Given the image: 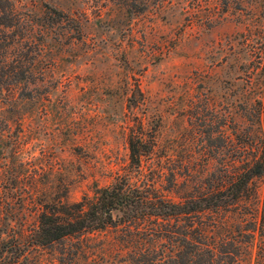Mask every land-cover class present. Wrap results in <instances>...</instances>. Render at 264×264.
Instances as JSON below:
<instances>
[{
    "label": "rangeland",
    "instance_id": "1",
    "mask_svg": "<svg viewBox=\"0 0 264 264\" xmlns=\"http://www.w3.org/2000/svg\"><path fill=\"white\" fill-rule=\"evenodd\" d=\"M12 2L20 19L4 32L24 79L14 96L0 87L2 238L66 192L78 201L114 182L131 132L150 145V174L172 200L264 136V0ZM253 187V204L239 203L221 231L218 264H264V177ZM254 222L250 249L232 261L231 241L245 242ZM124 229L28 247L18 264H127Z\"/></svg>",
    "mask_w": 264,
    "mask_h": 264
},
{
    "label": "trees",
    "instance_id": "2",
    "mask_svg": "<svg viewBox=\"0 0 264 264\" xmlns=\"http://www.w3.org/2000/svg\"><path fill=\"white\" fill-rule=\"evenodd\" d=\"M19 19L12 0H0V87L5 85L11 96L24 74L21 65L9 58L14 38L4 29L16 26ZM127 144L129 165L114 182L96 186L92 195L78 201H69L66 192L62 200L38 208L32 227L15 232L11 242L2 238V234L9 235L10 226L0 228V264H18L28 247L50 245L109 227L125 228L129 237L125 246L127 264H218L216 254L224 243L221 231L232 227L228 218L237 212L239 203L253 204V179L264 177V136L239 142L230 164L192 186L179 200L158 191L150 174L152 153L145 138L131 132ZM113 210L120 212L115 219ZM245 229V242L231 241L232 250L227 255L232 261L250 249L256 223ZM133 234L140 236L136 239ZM228 234L225 241H229Z\"/></svg>",
    "mask_w": 264,
    "mask_h": 264
}]
</instances>
